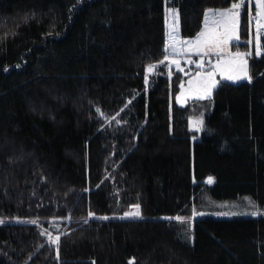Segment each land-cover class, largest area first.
<instances>
[{
	"label": "trees",
	"instance_id": "1",
	"mask_svg": "<svg viewBox=\"0 0 264 264\" xmlns=\"http://www.w3.org/2000/svg\"><path fill=\"white\" fill-rule=\"evenodd\" d=\"M237 1L169 4L194 37L207 9ZM164 5L0 0V218L28 219L0 224V264H264V217L200 218L192 244L178 221L153 217L188 214L203 189L264 205V52L251 80L178 105L180 75L160 63ZM240 18L247 40V7ZM134 204L141 217L88 215ZM52 218L70 221L58 255L38 224Z\"/></svg>",
	"mask_w": 264,
	"mask_h": 264
},
{
	"label": "snow or ice",
	"instance_id": "2",
	"mask_svg": "<svg viewBox=\"0 0 264 264\" xmlns=\"http://www.w3.org/2000/svg\"><path fill=\"white\" fill-rule=\"evenodd\" d=\"M245 0H239V2H233L230 7L220 10L209 9L208 13L205 15L204 30L201 31L195 39H180L175 26L171 27L169 32V43L164 49L165 55L163 60L160 61L163 64L168 61L169 75H171V65H175L180 71L181 60L177 57H183L188 55V62L190 64H195L197 69L200 71L196 74L194 79L188 81V88L184 87L182 83L180 85V94L177 100L183 104L188 99L189 95L198 98H208L211 95L212 89L215 87L217 81L215 76L217 72H237L244 76H248L247 73V60L246 56L251 55L250 52H232L229 50V44L232 41H239V19L241 8L244 6ZM251 3V0H249ZM256 13L255 16L251 17V20L255 22L256 25V55L261 54L260 47V37L262 30H264V0H255ZM172 13L174 19L176 17V11L169 9ZM251 22V21H250ZM251 43V41H249ZM196 54L200 57L198 61L192 60L189 54ZM211 54H215L217 59L215 64L209 59L207 64L210 66L208 71H204L206 57ZM156 67L155 64L149 63L147 65V71L150 73ZM239 75H229L228 79H238ZM250 79V77H248ZM148 83V76L145 75V84ZM100 112V109H97ZM123 111V109H121ZM103 116L104 113L100 112ZM119 115V113H117ZM115 119V117H113ZM119 122V121H118ZM191 124L196 129H202L204 120L203 116L199 118L191 119ZM213 181L212 177L208 178V182ZM249 203H252L249 201ZM255 207V205H253ZM132 211H126L124 217H140L141 206L140 204H134L131 206ZM194 215H203V213H196ZM230 213H217V215H229ZM235 215L236 213H231ZM255 216L259 214V210L250 213ZM88 215L90 217L95 216V213L89 211ZM102 219H108V217H102ZM178 221H184L186 218L177 216L175 217ZM2 222V221H0ZM31 223H37L36 220L31 221ZM47 230H45L46 232ZM41 234H44L42 232ZM49 242L57 246V255L59 254V242L60 236L53 237L50 233L48 234Z\"/></svg>",
	"mask_w": 264,
	"mask_h": 264
},
{
	"label": "rangeland",
	"instance_id": "3",
	"mask_svg": "<svg viewBox=\"0 0 264 264\" xmlns=\"http://www.w3.org/2000/svg\"><path fill=\"white\" fill-rule=\"evenodd\" d=\"M239 2V0L237 1ZM247 7L248 10V25H249V38L247 40L242 39L241 37V33H240V19H239V36H240V40L237 41H232L229 44V50L232 52H236V51H240V52H245L248 53L250 52L251 55L246 56L245 59L247 60V73L248 76H244L241 73H237V72H225V73H220L217 72L216 76H215V80L217 81L215 87L212 89L211 95L210 97L213 95L214 90L216 89V87L221 83V82H231V83H239V82H243V81H249L251 80L252 76H251V71H250V58L252 57V55L255 53L256 54V40H255V36H256V25L255 22L251 20L252 16H255L256 13V8H255V0H251V3H249V0H245L244 6L241 8V11H243V8ZM169 9L175 10L176 11V17L174 19L172 13L169 11ZM212 10H220L218 8H209ZM207 9L205 11L204 17H203V22H202V26L201 29L199 30L198 34L204 30V21H205V15L208 13ZM225 9V8H223ZM251 21V22H250ZM175 26L177 32H178V36L180 39L186 40V39H195L196 36L194 37H185L182 35L181 33V23H180V14H179V10L177 7L170 5L169 4V0H165V5H164V45H163V49H165V47L167 46V44L169 43V32L171 31V27ZM249 41H251V43H249ZM242 42L245 43H249V48L248 49H241L240 48V44ZM260 47H261V53L264 52V30H262V34L260 37ZM192 60L198 61L200 59V57L194 53L189 54ZM259 56V55H257ZM181 60L180 63V68L183 69V71H180L175 65H171V75L172 78L173 76L177 75L176 77H178V75H180V79L178 80V88L176 93L174 94V99L175 102L178 105H186L190 100L192 99H207V98H198L192 95H189L188 99L185 101V103L181 104L178 100L177 97L180 94V85L183 83L185 88H188V81L190 79H194L196 74L200 71L199 69H197L195 64H190L188 62V55H185L183 57H177ZM211 60L213 64H215L216 62V55L215 54H211L209 57H206V63H205V68L204 71H208L209 70V65L207 64V60ZM165 64L168 65V61L164 62ZM169 70V67H168ZM229 75H239L238 79H228ZM250 77V79L248 78ZM208 97V98H210ZM204 109H202V106H198L195 105L192 108V115L190 118H199L201 116H203V111ZM113 118V117H112ZM108 119L107 122L109 123L110 120L112 119ZM190 130L193 131L194 133L196 132L197 134H200L202 129H196L192 126L191 122H190ZM195 133V134H196ZM206 183H209L208 180L206 181ZM195 201V200H194ZM249 201H251L252 203H249ZM253 205H255V207H253ZM134 209H132L131 207L127 210V211H132ZM259 210V214L258 215H251L250 213L253 211H257ZM194 211L196 213H203V215H194ZM126 212V211H125ZM124 212V213H125ZM124 213L122 214H108V215H95L92 217H96V218H102V217H108V218H113V216H119V218L124 217ZM217 213H230L229 215H217ZM231 213H236L235 215H232ZM177 216H181V217H185L186 219L184 221H178L175 219V217ZM141 217V216H140ZM154 218L158 217V218H164V219H171V220H176L178 221L182 226V231H181V237L189 242V243H193L194 241V225L196 220L200 219V218H236V217H264V205L259 204L251 195L245 194V195H241L238 196L234 199H227V200H215L212 199L211 196L208 194L206 189L201 190L199 196L196 198V201L193 203L191 210L188 214H175V215H161V216H153ZM129 218V217H128ZM28 219L26 218H22V217H11V218H0V224L5 222V221H13V222H25ZM69 219H65V218H52L49 220L48 225L44 226L43 223H38L42 232H44V234L46 235V237L48 238V234L50 233L53 237L55 236H59L62 233H65L67 230V225L69 224ZM45 230H47L45 232ZM49 240V238H48Z\"/></svg>",
	"mask_w": 264,
	"mask_h": 264
}]
</instances>
